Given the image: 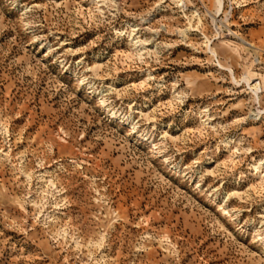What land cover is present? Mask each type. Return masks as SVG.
I'll return each instance as SVG.
<instances>
[{
  "label": "rangeland",
  "instance_id": "1",
  "mask_svg": "<svg viewBox=\"0 0 264 264\" xmlns=\"http://www.w3.org/2000/svg\"><path fill=\"white\" fill-rule=\"evenodd\" d=\"M0 264H264V0H0Z\"/></svg>",
  "mask_w": 264,
  "mask_h": 264
},
{
  "label": "bare ground",
  "instance_id": "2",
  "mask_svg": "<svg viewBox=\"0 0 264 264\" xmlns=\"http://www.w3.org/2000/svg\"><path fill=\"white\" fill-rule=\"evenodd\" d=\"M218 4H219V7H220V10H222L223 9V0H218ZM258 79H254V82H256ZM252 86V90L256 93V94H258V92H260V91H262L263 90V88H262V86H261V84L260 83H255L254 85H251ZM252 91V92H253ZM261 93H263V92H261Z\"/></svg>",
  "mask_w": 264,
  "mask_h": 264
}]
</instances>
